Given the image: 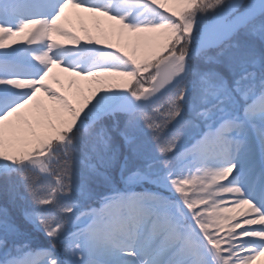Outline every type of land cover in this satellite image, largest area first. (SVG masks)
Returning a JSON list of instances; mask_svg holds the SVG:
<instances>
[{
    "label": "snow or ice",
    "instance_id": "6c2138e0",
    "mask_svg": "<svg viewBox=\"0 0 264 264\" xmlns=\"http://www.w3.org/2000/svg\"><path fill=\"white\" fill-rule=\"evenodd\" d=\"M171 3L0 0V264L264 261V0Z\"/></svg>",
    "mask_w": 264,
    "mask_h": 264
},
{
    "label": "rangeland",
    "instance_id": "374dc122",
    "mask_svg": "<svg viewBox=\"0 0 264 264\" xmlns=\"http://www.w3.org/2000/svg\"><path fill=\"white\" fill-rule=\"evenodd\" d=\"M160 3L163 4L165 7L172 8L174 5L171 3V0H160ZM69 18L71 23H64L65 27H68L69 30L76 32L77 35L81 37L82 41L87 39L88 35H91L93 39H100L101 38V29H107L112 23L108 22L106 17H96L95 19L92 18L91 14L87 13H80L77 14L70 10ZM82 28L84 31H82ZM61 44L71 46L72 42L66 40L64 38L56 37ZM112 42L115 43V37H112ZM131 51V49H129ZM165 54L161 51V55ZM142 58V57H141ZM154 70V69H153ZM57 74L60 76L62 81L63 90L68 92L70 95H87V88L79 80V78H70L67 74L60 73L57 70ZM74 80V83H71V87L69 88L70 81ZM53 87H56L58 90L61 89V85L53 84ZM190 193L192 191H198V188L195 185L190 186L189 188Z\"/></svg>",
    "mask_w": 264,
    "mask_h": 264
},
{
    "label": "bare ground",
    "instance_id": "6f19581e",
    "mask_svg": "<svg viewBox=\"0 0 264 264\" xmlns=\"http://www.w3.org/2000/svg\"><path fill=\"white\" fill-rule=\"evenodd\" d=\"M262 264H264V261H262Z\"/></svg>",
    "mask_w": 264,
    "mask_h": 264
}]
</instances>
